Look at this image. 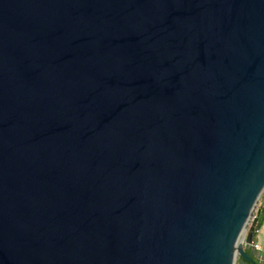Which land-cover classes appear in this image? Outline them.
Segmentation results:
<instances>
[{
  "label": "water",
  "instance_id": "obj_1",
  "mask_svg": "<svg viewBox=\"0 0 264 264\" xmlns=\"http://www.w3.org/2000/svg\"><path fill=\"white\" fill-rule=\"evenodd\" d=\"M263 192L264 0H0V264H260Z\"/></svg>",
  "mask_w": 264,
  "mask_h": 264
},
{
  "label": "crops",
  "instance_id": "obj_2",
  "mask_svg": "<svg viewBox=\"0 0 264 264\" xmlns=\"http://www.w3.org/2000/svg\"><path fill=\"white\" fill-rule=\"evenodd\" d=\"M258 209L260 210V214L257 215V217H258V222L261 223V226H260L258 232L253 237V246L258 245V246L264 247V196L261 198V200L259 202ZM254 215H256V214H254ZM254 251L259 253V255H260L258 262L260 264H264V252L263 251H259L255 247L253 248V250L251 249V247H248L246 249V253H248V254L254 253ZM252 259L255 260L256 259L255 256H253Z\"/></svg>",
  "mask_w": 264,
  "mask_h": 264
},
{
  "label": "built area",
  "instance_id": "obj_3",
  "mask_svg": "<svg viewBox=\"0 0 264 264\" xmlns=\"http://www.w3.org/2000/svg\"><path fill=\"white\" fill-rule=\"evenodd\" d=\"M257 250H259V251H263L264 252V247H261V246H254Z\"/></svg>",
  "mask_w": 264,
  "mask_h": 264
},
{
  "label": "rangeland",
  "instance_id": "obj_4",
  "mask_svg": "<svg viewBox=\"0 0 264 264\" xmlns=\"http://www.w3.org/2000/svg\"><path fill=\"white\" fill-rule=\"evenodd\" d=\"M263 195V194H262ZM261 200V199H260ZM260 200H259V202H260ZM259 207V203H258V205H257V208Z\"/></svg>",
  "mask_w": 264,
  "mask_h": 264
},
{
  "label": "trees",
  "instance_id": "obj_5",
  "mask_svg": "<svg viewBox=\"0 0 264 264\" xmlns=\"http://www.w3.org/2000/svg\"><path fill=\"white\" fill-rule=\"evenodd\" d=\"M264 196V192H263V195L261 196V198Z\"/></svg>",
  "mask_w": 264,
  "mask_h": 264
}]
</instances>
